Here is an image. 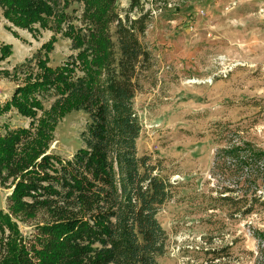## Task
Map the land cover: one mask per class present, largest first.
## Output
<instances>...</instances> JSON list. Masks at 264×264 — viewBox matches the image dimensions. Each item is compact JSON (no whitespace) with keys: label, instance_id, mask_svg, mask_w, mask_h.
Returning a JSON list of instances; mask_svg holds the SVG:
<instances>
[{"label":"trees","instance_id":"1","mask_svg":"<svg viewBox=\"0 0 264 264\" xmlns=\"http://www.w3.org/2000/svg\"><path fill=\"white\" fill-rule=\"evenodd\" d=\"M149 1L127 0L120 11L119 0H0L14 37L12 28L33 37L52 33L32 58L0 71L23 77L0 103V118L16 110L31 120L29 128L4 124L0 131V184L12 189L9 212L0 209V264H159L165 255L158 214L174 198L175 183L137 147L143 126L135 98L152 60L142 40L152 20ZM59 37L74 53L53 67ZM11 55L12 46H1L0 62ZM74 112L88 122L82 147L64 159L50 147L57 125ZM240 129L219 130L212 172L213 210L222 205L231 219L264 209L257 186L264 150ZM18 220L34 221L29 234ZM223 252L213 247L212 264H235Z\"/></svg>","mask_w":264,"mask_h":264},{"label":"rangeland","instance_id":"2","mask_svg":"<svg viewBox=\"0 0 264 264\" xmlns=\"http://www.w3.org/2000/svg\"><path fill=\"white\" fill-rule=\"evenodd\" d=\"M118 7L125 10L127 0H119ZM146 8L153 13L142 40L152 60L135 98L143 126L137 147L139 156L150 157L175 183L174 198L158 214L168 236L158 262L212 264L214 247L226 248L223 255L235 264H264V209L236 219L222 205L213 210L218 182L212 177L217 134L225 126H239L264 150V0H150ZM10 26L0 8V48L12 46L1 72L32 58L52 36L12 28L14 37ZM73 53L70 40L59 37L50 65H61ZM22 82L23 77L0 76V103ZM53 101L47 100L46 108ZM30 122L13 110L0 118V131L4 124L29 128ZM87 122L84 112L65 117L50 153L71 158L82 147ZM257 186L264 200V180ZM11 191L0 184V209L7 213ZM32 223L18 220L23 234Z\"/></svg>","mask_w":264,"mask_h":264}]
</instances>
